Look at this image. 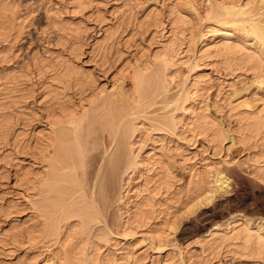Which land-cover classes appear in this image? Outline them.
Wrapping results in <instances>:
<instances>
[{
	"label": "rangeland",
	"instance_id": "1",
	"mask_svg": "<svg viewBox=\"0 0 264 264\" xmlns=\"http://www.w3.org/2000/svg\"><path fill=\"white\" fill-rule=\"evenodd\" d=\"M178 1L0 0V8L6 4L12 5L13 10L18 12L17 23L23 22L24 27L21 35L13 31L12 37L7 41L0 40V123L2 120L5 121L4 124L8 122L6 127L8 129L4 131V135H1V138L4 137L0 138V234L3 235L10 230L13 232L14 226L16 230L23 231L16 240H9L7 242L9 245L0 244V264L54 263L46 247L29 243L30 241L27 240L24 227L37 225L39 219L28 200L24 199L26 194L27 196L30 194L31 199L38 197L36 192L26 191L22 179L29 171L37 174L44 169L36 151L34 153L35 140L37 136L41 137V134L43 136L51 129L50 124L55 119V115L58 116L60 106L66 105L71 111L76 109L75 111L81 112L83 107L88 108L97 98L111 95L113 91L116 94L117 89H120L117 91L122 95H128L132 91L130 80L132 69L143 67L148 63L152 64L154 60L163 56L167 46L172 48V51L170 50L173 64L170 68L171 80L179 81L177 84H180L190 74L192 63L200 47L199 43L194 47L189 41L192 31L190 28L197 27L198 15L206 14L208 0H188L191 4L189 6L194 8L195 13L188 7L191 10L185 12L184 16H179L178 11L177 13L171 11L172 7L179 3ZM241 1L246 3L253 0ZM76 2L83 3L81 9H77ZM179 17L186 19V27L181 21L178 22ZM56 18L58 21H63V24L72 23L71 27L77 29L73 32L60 33L58 28L50 23ZM182 27L187 29L186 33L182 31ZM214 28L210 26L205 30L207 38L212 39L210 42L215 41L213 44L219 45L228 43L223 33L214 31L216 30ZM229 36L231 38L229 44L242 42L241 39L237 40L233 33ZM223 60L221 56H213L198 61V66L192 72L194 78L191 82L195 83V87L192 88L194 104L188 102L186 105L188 111L193 108L197 115L202 118L207 117V120L223 128L227 135L222 144L212 132L210 136L203 134L196 136L197 133L188 131L186 124H191L189 118L194 116H189V112H177V120L184 119L178 123V129H170L161 126L158 121H153L155 116L160 118L158 115H161L162 111H159L152 114L149 120L138 121L140 131L136 133L134 140L131 139L133 143L131 147L127 146L130 149L134 145L133 153L135 155L139 153L142 159L147 154V156L157 154L159 156L157 157L167 165L166 167L170 168L173 176L171 180L173 188L168 189L169 192L162 190L157 194L158 191H154L152 184L147 185L152 192L150 196L154 199L152 201L156 204L155 209L158 208V213L154 222L152 221L153 225L151 223L152 226L138 228L134 225L131 229L133 232L129 230L130 236L139 233L135 236L141 239L138 242L141 248L139 253L148 249L146 253L137 256L140 261L137 264H181L178 251L173 248L175 243L182 245L181 247L190 254L191 264H264L263 260L247 257L249 255H232L222 251L212 257L203 253L202 244L207 230L212 226L224 225L232 216L264 221V183L255 178L252 166L254 161L263 160L260 155L261 148L239 143L240 122L238 121L248 113L256 114L264 111V87L259 85L252 70L229 69ZM65 61L71 62L70 64H73L77 71L83 72L81 85L61 83L52 70L54 68L48 69L47 73L37 71L39 64L51 62V66L56 64L54 66L56 68ZM8 76L16 77L15 80L22 76V79L19 77V80L14 82L9 77L8 81ZM232 108L236 110L231 111ZM180 124H185V128ZM203 165L210 168L211 176L217 170L226 169L231 177V184L226 192L215 195L209 202L200 203L195 211L190 213L187 212L190 208L187 204L190 202L188 188L191 169L201 168ZM158 168L159 166H155L156 170L153 168L150 173L145 169L143 174L153 176L160 172ZM119 173L111 190L113 208L117 203L121 205L117 200L118 194L121 192L125 195L130 189L126 184L131 180L132 183L140 181L145 188L146 174L138 179V176L131 175V180H127L124 186L120 181ZM157 178L158 176L155 177ZM121 185L124 187L123 190ZM148 194L149 192L144 193V195ZM156 202L160 205L163 203V206L157 207ZM115 210V208L110 209L113 217L116 216ZM112 216L110 231L113 230L114 235L111 237L119 242L118 253H125L133 239L129 235L125 236L126 232L119 230V221ZM114 223L116 224L113 225ZM173 223L178 228L174 235L175 243L171 237V243L155 245V247L159 245L157 246L159 248L166 246L162 251L160 249V251H152L149 246L146 247L148 244L145 237L151 232L148 230H152L156 225L160 232L164 231L167 234L168 227L171 226L170 224L174 225ZM96 234L93 238L95 240L99 236V233ZM53 249L58 248L54 247L50 250ZM109 249L108 245L103 246V254L109 252ZM122 259H119V263L125 264V259ZM57 263L56 261L55 264Z\"/></svg>",
	"mask_w": 264,
	"mask_h": 264
},
{
	"label": "bare ground",
	"instance_id": "2",
	"mask_svg": "<svg viewBox=\"0 0 264 264\" xmlns=\"http://www.w3.org/2000/svg\"><path fill=\"white\" fill-rule=\"evenodd\" d=\"M178 2L180 4L170 8L172 12L176 11L177 13L178 11L179 16H184L185 12L191 10L188 8L191 5L188 0H179ZM76 3L77 9L83 6L82 2H80L82 4ZM192 9L191 11L194 12V8ZM195 11L197 10L195 9ZM205 13L204 16L197 14V27L192 26L190 28L192 31L188 29L191 32L189 41L194 47L199 43L200 47L196 58L194 57L192 69L190 66V74L186 76L183 83L177 84L179 81L171 80L172 48L167 46L166 49L164 48L163 56L154 60L152 64L133 67L130 77L132 91L128 95H122L121 92H118L120 89H117L116 94L113 91L111 95L97 98L90 103V106L88 105V108L83 107L81 112L75 111L76 109L71 111L66 105H61L58 116L56 117V114L50 124L51 129L48 133H45L46 135L43 133V136L39 134L41 137L37 136L34 153L36 151L38 160L43 164L44 169L42 168V172L38 171L37 174L29 171L25 173L22 180L26 191L36 192L37 200L31 199L30 194L28 196L26 194L24 200H28L29 205L33 207L39 222L35 226L24 227V230L29 243L41 244L51 253L52 260H54L52 264H55L56 261L59 264H121L119 259L122 258L125 259V264L140 263L137 256L146 253L148 249L139 253L141 248L138 242L141 239L135 238L139 233L130 236L129 230L134 228V225L138 228L151 225L156 218L158 208L155 209L156 204L152 201L154 200L150 196L152 192L149 191L147 185L152 184L151 187L154 188V191L156 190L157 194H160L162 190L168 191L173 188L171 183L173 176L170 168L166 167L167 165L158 158L157 154L149 156L147 154L142 159L139 153L138 155L133 153L134 145L130 149L127 148L129 145L131 147L133 144L131 139L134 140L136 133L140 131L138 130V121L149 120L152 114L162 111V114L158 115L160 118L155 116L153 121H158L163 127L178 129V123L183 121L182 117L184 116L177 120V112H189V116H194L189 118L191 124H186L188 131L197 133L196 136L199 134L210 136L212 132L216 138H219L220 144L226 140L227 134L223 128L207 120V117L202 118L197 115L193 108L188 111V106L186 107L188 102L193 103L195 99L192 92V88L195 87V83H191L194 78L192 72L198 66L199 60L221 56L229 69L252 70L259 85L264 87V0H253L246 3L241 0H208ZM17 14L18 12L13 10L12 5L6 4L0 8V40L7 41L12 37L13 31H17L21 35L24 27L23 22L17 23ZM59 17L58 15L57 18ZM57 18L50 23L55 25L60 33L73 32L77 29L71 27L72 23L63 24V21H58ZM185 20L182 17L178 18V22L181 21L183 26L186 24ZM210 26L215 27L214 31L223 33V37L228 43L219 45L213 44L215 41L210 42L212 39L207 38L205 33V30ZM185 27H182L184 33L187 31ZM231 33L235 34L236 39H241L242 42L239 41L241 42L239 44L236 41L229 44L231 40L229 34ZM70 63L65 61L58 64L59 67L56 68L54 67L56 64L51 66V62L42 63V65H37V71L47 73L48 69L54 68L52 70L55 71L57 79L61 83L81 85L83 72L77 71ZM9 77H7L8 81L12 78L15 82L17 79L19 80L20 76L16 80V77ZM20 78L22 79V76ZM236 108H232L231 111H235ZM156 118L157 120H155ZM238 121L240 122L239 143L256 145L261 148L260 155L263 160L254 161L252 166L255 178L264 183V111L256 114L248 113ZM2 122L0 123V138L8 129L6 128L8 122L7 124H4L3 120ZM184 125L180 124L181 127ZM155 166H159L160 172L153 176L145 173V188L140 181L132 183L131 175L138 176V179L145 176L143 170L146 169L150 173L153 168L155 169ZM191 170L188 188V197L191 203L187 204L190 207L187 212L190 213L200 203L209 202L215 195L226 192L231 184V177L226 169L217 170L213 176H211L210 168L208 169L207 165ZM118 173L124 186L127 180H131L126 184L130 189L125 195H122L121 192L118 194L117 200L121 205L118 203L116 207L114 205L116 209L114 217L119 221V230L126 232L125 236L129 235L133 239L129 244L127 243L128 251L125 253L123 251V253H118L119 242L116 238L111 237L114 233L113 230L110 231L112 216L110 209H114L113 202L111 203V190ZM157 176L158 178L155 179ZM123 189L124 187L121 185V190ZM145 192H149V194L144 195ZM161 205L159 202L157 203V207ZM112 214L114 215V213ZM170 225L167 226L169 234H165L164 231L160 232L156 225L152 227L153 229L150 227L152 230H148V232H151L145 237L146 239L144 238L148 244L146 247L149 246L152 251L159 249L162 251L166 246L161 245L164 248H159L157 245L156 248L155 245L170 242L172 238L174 241V235L178 228L175 224ZM14 227L12 228L13 232L10 230L3 235L0 234V244H6L9 240H16L21 236L23 231L16 230V226ZM115 228L117 229V227ZM135 229L137 230V228ZM131 231L133 232V230ZM96 233H99L97 240L93 239ZM112 241L113 243H111ZM175 244L173 248L177 249L181 264H191L190 254L181 247L182 245ZM106 245L110 249L109 252L103 254L102 249ZM202 246L203 253L212 257L223 251L232 255H249L247 257H255L264 262V221L254 220L250 217L232 216L226 220L224 225H215L208 229ZM54 247L58 249L50 250ZM119 256L120 258H118Z\"/></svg>",
	"mask_w": 264,
	"mask_h": 264
}]
</instances>
